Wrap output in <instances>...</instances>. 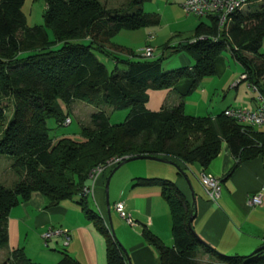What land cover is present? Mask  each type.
<instances>
[{"label":"trees","instance_id":"obj_1","mask_svg":"<svg viewBox=\"0 0 264 264\" xmlns=\"http://www.w3.org/2000/svg\"><path fill=\"white\" fill-rule=\"evenodd\" d=\"M42 1L43 23L29 26L22 11L24 0H0V156L11 159L18 177L12 187L0 183V248L8 243L9 211L37 192L46 199L47 207L75 200L104 236L107 264H127L119 240L83 191L90 188V173L99 165H106L101 174L127 157L151 155L177 163L179 174H183L182 166L198 164L205 169L223 145L236 158L235 166L263 153L262 127L225 115L232 107L213 116L191 115L183 104L203 78L215 74V60L225 50L243 68L241 81L264 99V52L260 51L264 0H249L223 27L215 15L206 16L209 24L198 23L189 38L170 46L173 51L187 52L194 63L169 70L162 69V57L122 58L116 53L121 46L111 42L121 30L159 24L157 13L142 10L144 0H130L131 12L106 9L99 0ZM96 53L114 61L112 70ZM129 54L134 55L132 51ZM181 79H187L189 87L177 105L158 111L146 109L148 90L173 89ZM76 100L97 108L91 113V125L80 128L81 139L50 135L48 119L63 124L66 110ZM4 102L12 103L8 121ZM104 106L129 111L122 122L110 123ZM112 159L117 161L107 165ZM133 185L159 186L169 208L172 246L145 226L140 231L157 252L158 264H197L200 252L209 254L217 264H264V242L246 255L221 253L205 243L188 226L194 204L173 181L135 177ZM0 264L42 263L31 261L17 248ZM54 264L81 263L63 251Z\"/></svg>","mask_w":264,"mask_h":264},{"label":"crops","instance_id":"obj_2","mask_svg":"<svg viewBox=\"0 0 264 264\" xmlns=\"http://www.w3.org/2000/svg\"><path fill=\"white\" fill-rule=\"evenodd\" d=\"M244 9L245 6L242 10ZM206 19L205 21L199 18L196 25L200 22L209 24V19ZM153 39L154 36L150 41L146 39L145 44H150ZM181 57L182 59L177 58V63L181 62L183 66H191L194 63L193 59L184 54H181ZM230 57L232 58L231 55ZM227 63L228 60L223 55L217 57L215 74L203 78L196 88L184 97L183 109L187 114L213 116L229 107H248L247 103L240 105L233 101L238 95L237 91L232 98V94L226 93L227 87L237 89L242 78L238 79L237 73L230 70ZM246 84L254 93L257 92L247 82ZM188 87V80L181 79L173 89L148 90L145 107L149 111H158L175 106ZM220 97L222 100H219ZM258 105L259 101L251 110L256 109ZM69 117L71 118V115ZM157 162L161 164L131 166L125 175L115 179L113 193L109 192V184L105 189V182L111 171L99 174L88 183L90 190L86 196L88 202H92L89 203L90 206L100 214L107 225L110 224L112 231L114 229L120 244L128 254L130 264H158L157 252L141 236L143 226L155 233L165 245L173 244L171 216L161 189L156 185H133L135 177H165L173 181L185 198L194 204V231L217 251L244 255L263 244L264 151L257 157L235 166L236 158L225 145L221 147L217 157L204 169L221 180V192L216 203L209 200L198 179L202 169L198 164L182 166L185 173L183 175L179 174V170L172 164L165 166L162 163L166 162ZM176 165L179 167L177 163ZM115 171L111 174L109 182L117 173ZM186 178L189 179L191 190ZM256 193L261 194V204L251 207L247 201ZM110 195L113 198L111 201ZM117 201L124 203L126 211L136 225H139L140 231L137 228H129L119 217L114 209ZM50 227L67 229L70 241L65 244L60 235H54L45 241L43 233ZM7 234V246L0 248V263L12 250L19 247L25 257L42 264L56 263L62 257L63 251L81 264H107L105 238L93 222L86 218L75 200H63L56 206L47 207L46 199L35 192L28 200L11 208L7 217ZM126 263L128 264L127 259Z\"/></svg>","mask_w":264,"mask_h":264},{"label":"rangeland","instance_id":"obj_3","mask_svg":"<svg viewBox=\"0 0 264 264\" xmlns=\"http://www.w3.org/2000/svg\"><path fill=\"white\" fill-rule=\"evenodd\" d=\"M106 9H125L129 12L134 10V7H129L130 0H99ZM183 0H144L142 2V9L145 13H158L160 17V22L158 25L143 27L137 30H122L118 34H116L111 42L115 43V45H121V51H117L116 53L122 58H130L132 60H148L155 59L158 57H162L161 67L164 70H169L172 68L183 66L184 64L177 63V58H181V54H184L186 57L192 60V57L185 51H173L170 46L176 45L177 42L183 41L186 37L191 36L194 30V27L199 18L207 20L205 16H196L193 14H187L183 7ZM246 8V6H245ZM44 9V2L42 0H25L22 6V11L26 17V23L29 26L35 24H42V12ZM199 17V18H198ZM50 36L51 32L49 31ZM153 35L154 39L150 42V45L153 47L152 56L150 57H142L140 56L141 50L144 48L146 39L149 35ZM117 43V44H116ZM133 52L134 55L129 54V52ZM261 52H264V38L263 43L260 49ZM97 57L105 64L107 69L110 71L114 67V61L102 54L96 53ZM224 58L228 60V68L237 73L238 79L242 77V67L239 63L233 60L230 57V53L228 51H223L222 54ZM180 60V59H179ZM120 68H124V65L119 64ZM235 75V74H234ZM237 79V80H238ZM237 91L238 95L235 96L234 100L236 103H240L243 108L252 109L255 104H258V93L249 88L246 84V81H240L239 87L236 88H226V93L232 94L230 97L234 96V93ZM219 100H222L220 97ZM242 102L244 104H242ZM5 104V114L6 121H8L13 112L12 103L4 102ZM103 111L109 118L110 123H120L122 122L129 108L123 109H113L110 106H104ZM68 111V117L71 115V122L69 124H59L57 125L53 118L48 119V126L50 127L49 133L54 137L61 136H70L75 140H80L81 136L79 135L80 128L83 126H90V117L91 113L97 111L93 105L87 104L83 101L76 100L74 101L70 107L66 110ZM6 121L4 125H6ZM261 129L264 130V127ZM137 164H161L157 161L150 159H137L130 161L121 165L116 171L117 173L113 177L112 181L109 182V192L113 193V188L115 184V179L119 176L125 175L127 170L131 168V166H135ZM165 166H169L168 163H162ZM115 171V172H116ZM17 175L11 168V159L0 156V183L6 187H12L15 182L18 180ZM165 178V177H164ZM167 179V178H166ZM119 182H121L119 180ZM190 189V186H189ZM191 190V189H190ZM110 201L113 199L110 195ZM92 204L91 201H89ZM112 218V216H111ZM125 222V221H123ZM126 224V223H125ZM129 228L140 231L139 225L132 227L128 224L126 225ZM113 232L117 238V235L113 229ZM118 239V238H117ZM19 248V247H18ZM252 252V251H251ZM249 252V253H251ZM248 254V253H247ZM229 255V254H228ZM242 255V254H240ZM246 255V254H244ZM9 254L5 257L8 258ZM4 259V260H5ZM1 260V259H0ZM3 260V261H4ZM197 264H217L215 259L211 257L209 254H198L197 255Z\"/></svg>","mask_w":264,"mask_h":264},{"label":"built area","instance_id":"obj_4","mask_svg":"<svg viewBox=\"0 0 264 264\" xmlns=\"http://www.w3.org/2000/svg\"><path fill=\"white\" fill-rule=\"evenodd\" d=\"M249 0H184L182 7L187 14H193L196 16H208L215 15L219 21V26L223 27L230 20V15L237 10H241ZM153 35H149L147 41L152 39ZM153 47L147 43L141 50L140 56L150 57L152 56ZM244 76H242L243 78ZM254 89V88H253ZM260 103L256 109H248L243 107H232L225 110V115L235 118L238 122L246 125H252L257 128L264 127V99L259 97ZM71 122L70 117H66L63 124H69ZM117 161L112 159L107 162V165ZM106 167V165H99L90 173V177H95ZM198 179L207 194L209 200L217 202L221 192V180L210 172L201 169L198 175ZM90 188L84 187V193L89 192ZM249 206H256L261 204V194L256 193L251 195L247 201ZM114 209L121 219L125 221L129 226L134 227L136 222L131 215L126 211L125 205L122 201H117L114 204ZM54 235H60L63 242L67 244L70 241L69 231L65 228H48L43 233V238L46 241Z\"/></svg>","mask_w":264,"mask_h":264},{"label":"water","instance_id":"obj_5","mask_svg":"<svg viewBox=\"0 0 264 264\" xmlns=\"http://www.w3.org/2000/svg\"><path fill=\"white\" fill-rule=\"evenodd\" d=\"M137 159H151V160H156V161H161V162H166V163H169V164H172L173 166H175L177 169H179V167L176 165V163H174L173 161H170V160H165L163 158H160V157H157V156H151V155H138V156H130V157H127L126 159L122 160L120 164L116 165L110 172L109 176L107 177L106 179V182H105V189L108 188V184H109V179H110V176L111 174L116 170L118 169L121 165L125 164V163H128L130 161H133V160H137ZM183 175H185V173L183 172ZM188 184L190 185V182H189V179L186 178ZM190 188H191V185H190ZM192 189V188H191ZM193 194V193H192ZM108 215H109V219H110V212L108 211ZM192 219H193V216L191 215L190 218H189V221H188V226L189 228H192ZM110 226V224H109ZM111 228V226H110ZM112 229V228H111ZM260 247V246H259ZM258 249V248H256ZM255 249V250H256ZM254 250V251H255ZM122 251L125 255V258L127 259V262L128 264H130L129 262V258H128V254L126 252V250L122 247Z\"/></svg>","mask_w":264,"mask_h":264}]
</instances>
